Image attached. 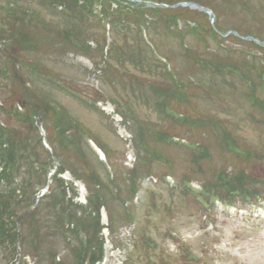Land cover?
<instances>
[{
    "label": "rangeland",
    "instance_id": "1",
    "mask_svg": "<svg viewBox=\"0 0 264 264\" xmlns=\"http://www.w3.org/2000/svg\"><path fill=\"white\" fill-rule=\"evenodd\" d=\"M57 1L0 0V107L8 108L26 95L33 103L55 105L88 131L81 151L75 146L68 152L57 149L52 168H44L48 172V178H41L45 188L37 192L30 210L43 192L52 190L51 177L64 165L67 170L59 178L70 185L67 199H72L73 188L74 202L86 205L89 194L85 184L72 174L80 178L86 170H95L107 182V174L110 181H114L113 175L118 176L128 199L124 206L119 200L114 202V233L107 229L108 216L101 209L103 230L94 240L96 249H103L101 264H264V45L246 41L247 37L264 41V0H164L171 4L191 1L208 9V13L198 7L185 9L163 34L144 29L154 53L158 59L168 60L165 64L174 72L172 80L185 88L187 97L166 93L172 80L153 69L139 71L132 65L112 63L118 71L105 75L110 66L106 51L114 45L128 48L131 38L115 35L111 20L101 21L93 13L95 20L83 25L63 18L68 13L65 9L73 18L75 12L69 0ZM130 4L133 2L125 5ZM55 5L64 8L53 10ZM97 8L101 10L100 6L94 10ZM11 9L19 11L14 20L9 16ZM144 18L152 21L147 14ZM232 30L238 35L231 36ZM67 32L86 40L87 47L97 53L80 50L88 49L86 43L72 48L63 39ZM209 61L217 63L212 68ZM33 64L35 68L30 66ZM221 70L222 76L217 75ZM50 79L63 90L44 83ZM16 80L23 81L22 88ZM250 82L256 87L253 99L248 96ZM37 108L35 127L41 124L45 131L41 107ZM171 109L189 120H174L169 116ZM118 110L128 119L123 120ZM45 120L52 124L49 116ZM4 122L0 110V124ZM141 130L145 131V145ZM87 140L108 151V171L99 166L85 144ZM227 140L242 148H236L241 156L228 153ZM189 143L201 144L204 153L190 152L185 148ZM48 149L51 153L52 148ZM245 150L250 151L248 157H244ZM136 166L139 185L132 200L125 195V184L135 175L131 173ZM222 177H227L224 182ZM185 178L191 179L190 185ZM4 183L0 189H5ZM234 191L250 197L241 196L231 203ZM216 194L222 199L214 201ZM57 200L54 207L58 208L62 198ZM25 209L26 205L21 208ZM123 211L133 212L129 222ZM48 213L51 215L50 209L34 222L42 231L32 243L27 240L24 249L18 238L14 240L16 249L9 240L0 246V264H91L89 252L79 250L76 242L75 236L80 242L86 240L80 227L76 232L78 220L70 223L68 219L67 223L58 217L55 221ZM81 215L80 211L77 218ZM12 222L21 236L22 227L18 228L14 218ZM57 222L65 230L75 231V236L72 232L66 237L70 248ZM26 231L33 230L26 225Z\"/></svg>",
    "mask_w": 264,
    "mask_h": 264
},
{
    "label": "trees",
    "instance_id": "2",
    "mask_svg": "<svg viewBox=\"0 0 264 264\" xmlns=\"http://www.w3.org/2000/svg\"><path fill=\"white\" fill-rule=\"evenodd\" d=\"M59 1L60 0H58L57 2ZM133 1L134 0H128L129 3ZM152 1L157 2L155 0ZM159 1L161 2V4L174 5L169 1ZM125 2H127V0H69V5L73 7V12H75V18H73L72 15H68L70 14V10L68 8L65 9L68 13L63 14V18H70L72 21L78 23L79 25L87 24L95 20V18H92V13L95 7L100 6V11L104 15V18H108L111 20V27L114 34L120 36L123 35L126 38H131L132 45H130L128 48H122L121 46L118 49L117 47L115 48L114 45L113 47L111 46L110 50L106 51V59L109 60L110 66L107 69V72H105V75L110 76V73L113 74L118 71V67L114 68V65H111L112 63H116L117 66L132 65L139 71H142L144 69H153L162 73V77H166L172 80L173 77L170 73H168L166 68L160 63L156 62V59L153 58L154 56L152 55V52L145 45L142 39V32L140 31V29H147L148 27L151 32L153 31L154 34H156L155 32L158 31L163 34L164 29L168 30L170 25L175 23L173 21L174 18H181V12H183L185 9H148L144 6H139L135 2H133V4H130V6H127L125 5ZM79 3H82V6L79 7ZM114 4L116 5V8H112ZM54 8L58 10V8L63 9L64 6L55 5L54 7H52V9L54 10ZM89 9L90 12H88ZM9 11L10 19L14 20L19 16V11H15L13 9ZM146 14L149 16V20L151 19L152 21L148 22L147 19L144 18ZM159 14L162 15L160 16ZM177 14H179V16H176ZM130 26L135 27V29H132V27ZM63 39L67 41L69 45L71 44L70 46L72 48L75 47L74 44H81L83 46V44L86 43V40H82L74 33H71V35L68 34V32L65 33ZM87 45L88 44L86 43V47ZM34 47H36V45H34ZM87 48L88 49H83L82 47H80V50L88 54L97 53V50L92 49L90 46H88ZM190 61L193 62V64H195L196 66L200 67V64L196 61L195 58H190ZM209 63H211V66L208 65V67L213 68V64H216L217 62L209 61ZM30 66L35 68L34 64ZM37 67H39V64L37 65ZM204 67L206 68V66ZM235 67L238 66H234L233 69H236L237 71L242 73L241 68L240 70ZM217 75L222 76V70ZM48 76L50 77V75ZM15 82H17V80ZM172 82L173 83L171 85V89L165 87V92L168 94H170L171 92L172 94L173 92H176L177 94H181V96L185 94V96L187 97L185 88L175 83L176 81L172 80ZM44 83H48L47 85L53 88L56 87L63 90L60 86L57 85L58 83H56V80L52 81L50 79L44 81ZM17 85L22 88L20 83L17 82ZM253 85V83H250L249 89L252 90V92L248 95L249 99L255 98V95H253V90L255 91L256 87L255 85ZM153 93L155 94L154 91ZM163 96H165L164 93ZM28 99L29 97H26V95H24L18 103H15L8 108H0L5 117L4 124H0V165L2 166V171L0 172V185L3 181L5 182V189H0V246H2L4 243L7 244L9 240L11 245L13 246V249H16V247L14 248V240L16 242L18 234L16 232L15 222H12L13 218L19 221L22 227L21 244L23 249L26 246L27 240L32 243V238H39V233H41L42 227H40L39 229L36 228V220L41 218L44 211L50 209L51 215L48 213V218L52 217L55 221L58 220V217L59 220L62 218V220L67 223L69 222V220L71 223L75 218L78 220L79 226H77L76 232L79 231L80 227L86 234V240H81L82 242H80L79 239L75 236V231L73 232L70 229L65 230L64 226L59 225L58 222L56 225L60 227V233L62 234V236H64L65 241L67 240L66 237L70 236V234L73 232V236H75L76 238L79 250L88 251L90 254L91 264H97V262H100L103 258L102 247H100L99 251L94 246V240L98 238V236L96 237V235H98V233L103 230L100 224L101 209H105L107 213L109 221L108 230L111 233H114L117 223V216L113 206L114 202L116 200H119L123 206L128 203V199L123 196V186L119 182L118 176H114V181H110L108 175H106L105 178L109 180L107 182L100 175H97L95 170H93L94 172L92 173L90 170H86L83 173L84 176L80 178L75 174H72L75 179L81 180L85 184V187L89 194L87 198V209H84L86 208V206H80L74 202V197L76 195L75 189L71 188L73 191L72 199H67V190L69 189L70 185H66L65 182L59 178V175L65 173L67 170L64 165L59 168V170L53 177V183L55 186L51 188V195L41 198L34 210L31 211V206L36 201L35 196L37 192L45 187V183H42L41 178L45 180V178L47 177V171L45 169L52 168L51 164H53V157L57 156V149L62 152H68L70 147L75 146L79 151H81L80 146L83 147L82 144L84 142V136L86 133H88V131L84 130V128H82V126L78 124L77 121L72 119L68 113L63 112L61 109L55 107V105L47 104L43 106L41 103H33ZM37 106L41 107L42 110V118L44 121V127L46 128L45 131L47 140L50 147L52 148V153H50L43 147L42 137L40 136L38 129L34 124V118L38 114ZM164 108L168 109L169 107L168 105H166L164 106ZM118 114L122 117L123 120L128 119L126 114L119 110ZM47 116L50 117L52 124L49 122H47L48 124L45 123V118H47ZM139 135L142 138V144L145 145L143 143L145 131L141 130L139 132ZM78 144L80 145L76 146ZM97 144L100 148H102L108 161L110 162L108 151L98 142ZM201 153H204V151H202ZM98 164L99 166H102L100 162ZM39 167H42V169H37ZM137 167L138 166H136V168L131 173L132 176L135 174L133 178L131 177L130 179H127V182L125 181V188H127L125 195L127 194V196H129L132 200L135 198L134 195L136 194L139 185V175H137L136 173ZM20 177H22V181H20ZM226 178L227 177H222L223 182ZM55 191H59L60 195H57V192ZM59 197H61L62 200L59 202L60 205L57 208L54 206L56 205V201L58 203L57 199ZM43 204L46 206L45 208H42ZM19 205L21 207H18ZM24 205H26L25 212L21 210ZM126 208L130 210V207H125V209ZM80 211L82 215L78 219L77 216ZM123 212L126 218V222H129L133 212ZM26 225L31 227L33 231L27 232ZM71 226H73L74 228V224H71ZM103 242L104 240H102V244ZM65 243L69 248L71 247L69 241H66ZM97 256L98 258H96Z\"/></svg>",
    "mask_w": 264,
    "mask_h": 264
},
{
    "label": "water",
    "instance_id": "3",
    "mask_svg": "<svg viewBox=\"0 0 264 264\" xmlns=\"http://www.w3.org/2000/svg\"><path fill=\"white\" fill-rule=\"evenodd\" d=\"M38 126L41 128L40 124H38Z\"/></svg>",
    "mask_w": 264,
    "mask_h": 264
}]
</instances>
